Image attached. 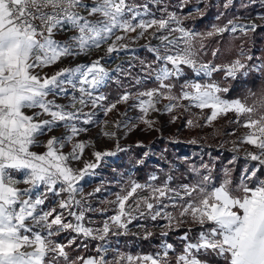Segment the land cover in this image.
<instances>
[{
  "label": "snow or ice",
  "instance_id": "obj_1",
  "mask_svg": "<svg viewBox=\"0 0 264 264\" xmlns=\"http://www.w3.org/2000/svg\"><path fill=\"white\" fill-rule=\"evenodd\" d=\"M188 2L181 0L179 7ZM198 2L207 6V0ZM255 4L264 7V0H242L240 6ZM232 7L233 0H225L223 8ZM196 12L202 14L200 9ZM186 18L169 11L165 0H0V264H169L174 251L169 243L155 255L133 256L110 247V234L126 235L132 220L146 216L167 221L162 236L188 222L200 226L196 236L190 237L189 229L180 238L184 243L176 264H209L202 257H216L224 264H264V115L253 118L254 107L225 99L221 94L228 89L212 79L219 71L233 80L250 73L264 75V60L257 57L258 62L250 64L253 56L242 50L241 58L228 65L201 61L204 45L197 49L196 41L204 37L183 26ZM258 18L264 20V15ZM241 19L213 26L206 36L225 32L247 36L256 31V23L236 22ZM142 39L146 43L140 47L151 59L140 58L128 42ZM101 48L104 55L90 63L70 64L51 75L44 71L64 60L91 57ZM185 69L195 79L182 80ZM149 81L153 87H146ZM109 83L122 91L105 103L108 96L102 89ZM119 104L137 109L149 128L155 124L148 118L151 113L171 114L177 109L196 108L198 116L209 109L208 124L229 113L236 117L232 123H240L246 114L242 127L249 132L239 143L256 151H245L246 164L235 184L233 169L225 166L220 184L214 186L215 165L209 163L189 165L193 176L188 183L174 184L172 174L159 183H154L160 180L155 174L147 184L131 182L111 202L116 214L95 227L87 213L101 209L88 202L94 193L84 196L80 182L94 174L96 162L115 153L95 151L96 162L85 161L79 169L71 162L81 160L92 146L79 137L96 122L98 111L107 116ZM177 118L173 115L172 122ZM187 124L193 126L194 121ZM113 126L119 130L128 124L115 121ZM102 135L114 139L116 131L103 130ZM236 159L233 156L228 164ZM50 197L55 199L46 207ZM61 233L74 235L61 243L54 239ZM149 236L151 232L145 239ZM77 240L85 247L84 241L101 242L97 255L70 258L67 249L81 246ZM111 252L116 254L108 259Z\"/></svg>",
  "mask_w": 264,
  "mask_h": 264
},
{
  "label": "rangeland",
  "instance_id": "obj_2",
  "mask_svg": "<svg viewBox=\"0 0 264 264\" xmlns=\"http://www.w3.org/2000/svg\"><path fill=\"white\" fill-rule=\"evenodd\" d=\"M137 2L142 3L143 0H137ZM165 2L169 8V11H174L177 13V15L181 17H187L186 19L183 20V26L185 28L195 33H198L193 23H190V21H193L194 19L201 16L200 13L196 12V9H200L201 13H203V8H202L203 3L198 2V0H189V2L185 4L183 8H180L179 5L181 4V0H165ZM209 2L210 0H207V4H209ZM233 2L238 3V6H240L242 0H233ZM243 2L246 3L247 0H243ZM214 3L215 4L217 3L218 5L217 8H219L220 10L219 14L221 12L225 13L227 10H229L223 8V4L225 3V0H215ZM256 5L260 6L259 4ZM219 14H217V16ZM262 15H264V7L263 9L258 10L252 16L235 15L232 18V20H235L236 17H243L244 19L237 20L236 22L244 23L249 21V19H251L252 22L256 23L257 25L259 24L264 25V20L258 18L259 16ZM217 16L214 17V20L217 19ZM188 22L190 24H187ZM225 24H227V22ZM216 25H218L216 22L210 23L209 25L210 30L212 31L213 26ZM227 33L233 34L229 32ZM130 35L134 36L135 33ZM128 42L130 43L133 49H136L138 51V53L144 50L140 46L146 43V41L143 39L137 41L136 43H131L130 40ZM104 51H105L104 48H101L100 50H97L95 53H93L91 57H80L75 61L65 60L62 63L65 64L68 62V65L70 64L75 65L81 61H82L81 63H90L91 60H95L98 57L104 55ZM241 51L242 48H240V50H237L235 57L230 62L220 63L216 65H228L237 58H241ZM243 51L249 55H252L248 50L246 51L244 49ZM201 56L202 54H200L198 58L202 61ZM252 56L254 60L249 61L250 64L254 62H258L255 58L257 57L261 58L260 55H252ZM140 58L142 57L140 56ZM261 60L264 59L261 58ZM203 62H210V61H203ZM117 63H120V61H117ZM63 64L58 65V67L55 66L54 71H56L59 68V66L61 67L66 66V65L63 66ZM187 70H189V72ZM187 70L185 69L186 75L182 78V80L190 79V78L195 79L191 70L190 69ZM54 71H51L49 74L51 75ZM257 75L259 76L260 74ZM221 78H225V74L223 71ZM212 79L220 85V81L218 80L217 77H214ZM124 82H126L125 84H129L128 80H125ZM146 87H153V86H147L146 84ZM131 90L135 91L136 89L131 88ZM174 91L178 92L179 87L178 90L174 89ZM129 103H131V101ZM164 103H167V101H165ZM185 103H187V101H185ZM199 112H200L199 109L193 108L189 112H184L183 109H177L171 114L151 113L148 118L154 120L155 124L153 125V127L149 128L147 125H145L140 121L139 117L141 113L137 109H130L127 104L117 105V108L114 109L107 116H104L102 111H98V114L95 118L96 122H94V124L92 125L86 126L89 128V131L81 134V136L79 137L80 140L91 141L92 146L85 149V152L81 160L71 162L73 168L79 169V168H83L85 161L96 162L95 157L93 156V152L95 151L115 153L114 155L111 156H105L99 162H96L98 163L99 166L94 170V174L85 176L84 180L80 182V184L83 187L84 196L88 197V193H94V195L88 197V202L92 205L93 208L101 209V211L87 213V216L90 217L95 222L93 226L99 227L105 219H107L109 216L116 214L115 213L116 205L111 203L116 199L115 194L120 193L122 188L123 189L129 188L131 182H136L134 181V177L131 174L133 168L127 170L126 168H123V166L120 167L122 164H127L132 160H134L135 158L136 159L135 162L138 165H143L144 163H147L150 166V170L146 173L147 176L146 179L143 181L136 182L140 184L149 183V177L153 174L159 177L163 173V172L158 173L157 171H162V170H157V169H160L161 168L160 166H163L164 164L165 165L168 164L169 160L166 154V149L168 150V147L165 146L161 150L158 149L157 145L159 141L163 140L172 143L183 142L193 146L208 145L215 147L217 149L227 148L230 151H233L234 146H238L241 154H237V155H242L244 157L245 151L243 150L242 144H240L239 141L244 135H246L249 132V129L242 127V124L247 119V115L245 114L239 118L240 123H232L231 121L235 120L236 117L233 113H229L227 116L218 117L211 124H208L206 122V117L210 114V110L205 109L204 112L198 116L197 113ZM173 115L178 117L174 123L172 122ZM189 119L194 121L193 126H189L187 124V120ZM105 121H107L106 126L104 124ZM115 121H120L122 122V124L124 122H127L128 127L125 128L122 126L119 130H117L113 126V123ZM103 130L116 131V137L114 139H109L108 137H105L104 135H102ZM55 134L60 135L59 132ZM117 144L119 145V148H117ZM130 147L140 148L141 149L140 155L136 157L135 154L129 153ZM70 150H71L70 146L64 149L66 153L69 152ZM246 151L255 152L256 150L254 151L247 149ZM193 154L194 153H192L191 151L189 152L186 151L185 153L180 154L176 158L178 160H188L191 158ZM105 172H108L109 174L105 175ZM112 179L113 181H111ZM115 183L118 184L116 185ZM154 183H159V180ZM114 184L117 186L116 188L115 186H113ZM19 187L23 188L27 186L20 185ZM96 188H100L101 189L100 192H95ZM139 194L142 195L144 193L141 192ZM54 199L55 198L50 197V199L46 201L45 206L47 207L48 205H51ZM131 202L132 201L130 200L129 203ZM168 211H172V209L170 208L168 209ZM143 218H137L136 221H139L146 225L153 222L154 224H156V226H158V230H154V231L159 232L158 237L160 242L156 246L155 252H149V251L144 252L141 249L142 247L140 246L138 239L133 238L134 240H136V242H133L130 239H127L128 237L126 235L112 236L110 234L109 235L110 247L115 250H118L120 253H126L133 256L155 255L161 252L162 245L164 243H169L166 241V236L161 235L163 231L167 230L163 227V225H165L167 221L160 218L154 221L148 218L147 216ZM131 223L135 224L137 222H131ZM186 225L187 227H190L193 226L194 224L188 222L183 225H179L177 228L186 227ZM64 235L67 236V238H70L72 235H74V233H63V236ZM181 237L182 236H179V238ZM139 239L141 240L145 238H139ZM90 243L91 240L84 241L83 244L86 245L85 247L81 245V241L77 240V245H81V246L77 247L76 245H73L70 248V251H68L70 254V258L74 256L75 257L83 256L82 254L88 252H90L89 253L90 255L86 257L84 256L85 258L96 256L97 255L95 251L96 245L101 242L95 241L93 248ZM131 249L134 250L132 251ZM75 250H81L82 252L75 254L74 253ZM170 253H169V264H176V260L171 262ZM115 254H116L115 252H111L109 253L107 258L112 259L115 256Z\"/></svg>",
  "mask_w": 264,
  "mask_h": 264
},
{
  "label": "trees",
  "instance_id": "obj_3",
  "mask_svg": "<svg viewBox=\"0 0 264 264\" xmlns=\"http://www.w3.org/2000/svg\"><path fill=\"white\" fill-rule=\"evenodd\" d=\"M215 0H210L209 4L205 6L203 3V13L200 17L190 21L193 23L194 27L204 38L196 41V48H200V44L204 45L203 51L200 52L202 54V61H210L212 64H220L230 62L236 55L237 50H248L252 55H260L262 59H264V25L259 24L255 32H250L247 37L240 35V33L236 34H228L227 32L221 35H214L212 37H207L206 34L211 31L210 23L216 22L218 25L222 26L228 20L232 19L235 15L240 16H252L258 10L263 9L258 5H251L248 8H242L238 6V3L233 2V7L227 10L219 19L214 20V17L219 14L220 10L217 8V3H214ZM189 22L187 24H190ZM217 51V55L213 57L212 52ZM139 56L142 58L148 57L151 58V55L147 53L145 50L139 52ZM260 58V59H261ZM250 63V62H249ZM187 70V69H186ZM137 69H133L134 74ZM189 72V70H187ZM222 71L213 73L212 78L217 77L220 81V86L222 88H227L228 91L226 93H222L221 95L228 100L232 99H240L246 105L250 107H254L256 111L253 113V117L259 118L260 115H264V106H262V102H264V75H257L255 73H250L248 77L238 76L235 80L231 78H221ZM126 83V82H125ZM147 86H154L150 81L147 83ZM178 90V87L175 89ZM103 91L108 96V101H114L122 89H119L115 83H109ZM165 146L168 147L166 149L167 158L169 160L168 164H162L160 169L162 171H157L158 173L163 172L159 177L160 181L165 178L166 174H172L175 179L173 181L174 184H182L188 183L193 174L188 170L189 165H196L199 167L202 163L214 164V170L212 172L213 176V185L218 186L222 180L223 176V168L225 166L233 169L232 178L233 183H237L240 173L246 164V161L242 155H232V152L227 148H215L208 145L202 146H193L190 144H186L183 142H166L159 141L157 147L158 149H162ZM186 151H191L194 153L190 159L188 160H178L176 157L180 154L185 153ZM141 149L138 147H130L129 153H133L137 156L140 155ZM236 156L237 159L234 164L229 165L228 161ZM232 157V158H231ZM134 160L127 164H122L120 167L126 168L127 170L132 169V176L134 177V181L139 182L146 179V173L150 170V166L147 163L143 165H138ZM155 171V170H154ZM109 174L105 172V175ZM113 181V179L111 180ZM116 185L118 183H115ZM115 188L117 187L116 185ZM234 195H242V193L235 192ZM191 229L189 235L190 237L196 236L200 229L199 225H193L190 227H179L175 231H169L166 236V241L173 245L174 251L170 253L171 262L175 261V257L177 254L182 252L183 249V241L179 238V236H183L185 232H188ZM133 242H136L132 237H128ZM139 244L142 247L141 249L144 252H155L156 246L159 244L158 234L153 233L147 239H138ZM95 241H91L92 248L94 247ZM132 248V247H131ZM132 251L134 249H131ZM70 251V248L68 249ZM82 252L81 250H75L74 253L77 254ZM90 252L82 254L83 257L89 256ZM202 259H207L209 264H224L222 260H218L216 257H202Z\"/></svg>",
  "mask_w": 264,
  "mask_h": 264
},
{
  "label": "built area",
  "instance_id": "obj_4",
  "mask_svg": "<svg viewBox=\"0 0 264 264\" xmlns=\"http://www.w3.org/2000/svg\"><path fill=\"white\" fill-rule=\"evenodd\" d=\"M231 152H232V155L241 154L240 151H231ZM146 194L147 193H144L142 195H146ZM148 218H150V217H148ZM143 219H141V220H143ZM132 222H137V223H135V224L130 223L128 225V232L126 234L127 237L139 239V238H145V234L148 232H151V234H153V233L158 234L159 233L158 231H154V230H158V226H156V224H154L153 222L148 224V225L141 223L139 221H136V219L132 220ZM70 238H67V236H65V235L63 236V233H61L59 236L55 237L54 239H56L58 242H61V243H67V240ZM74 257H71V258H74Z\"/></svg>",
  "mask_w": 264,
  "mask_h": 264
},
{
  "label": "crops",
  "instance_id": "obj_5",
  "mask_svg": "<svg viewBox=\"0 0 264 264\" xmlns=\"http://www.w3.org/2000/svg\"><path fill=\"white\" fill-rule=\"evenodd\" d=\"M65 61V60H64ZM65 63V62H64ZM63 63H60V64H57V65H54L53 67H50V68H47V69H45L44 71L46 72V73H50L51 71H54L55 70V66H57L58 67V65H62ZM64 65H66V66H68V62L67 63H65V64H63V66ZM59 68H61V66H59ZM58 68V69H59ZM50 75V74H49ZM242 148H243V150L244 151H246L247 149H250V150H256L255 148H253L252 146H250V145H248V144H242ZM34 151H37V152H43L44 151V149L43 148H34L33 149ZM21 185H23V184H21ZM20 186V185H19ZM24 186V185H23ZM26 186V185H25ZM22 188V187H21Z\"/></svg>",
  "mask_w": 264,
  "mask_h": 264
},
{
  "label": "bare ground",
  "instance_id": "obj_6",
  "mask_svg": "<svg viewBox=\"0 0 264 264\" xmlns=\"http://www.w3.org/2000/svg\"><path fill=\"white\" fill-rule=\"evenodd\" d=\"M80 60H81V59H80ZM117 61H119V60H117ZM117 61H116V62H117ZM81 62H82V61H81ZM81 62H79V63H81Z\"/></svg>",
  "mask_w": 264,
  "mask_h": 264
},
{
  "label": "water",
  "instance_id": "obj_7",
  "mask_svg": "<svg viewBox=\"0 0 264 264\" xmlns=\"http://www.w3.org/2000/svg\"><path fill=\"white\" fill-rule=\"evenodd\" d=\"M249 21H247V22H244V23H248Z\"/></svg>",
  "mask_w": 264,
  "mask_h": 264
}]
</instances>
